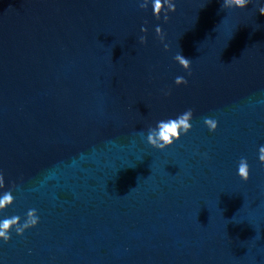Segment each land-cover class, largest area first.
Returning a JSON list of instances; mask_svg holds the SVG:
<instances>
[{
	"label": "water",
	"instance_id": "1",
	"mask_svg": "<svg viewBox=\"0 0 264 264\" xmlns=\"http://www.w3.org/2000/svg\"><path fill=\"white\" fill-rule=\"evenodd\" d=\"M141 2L0 0V221L39 217L0 264H264V0H173L167 22Z\"/></svg>",
	"mask_w": 264,
	"mask_h": 264
},
{
	"label": "clouds",
	"instance_id": "2",
	"mask_svg": "<svg viewBox=\"0 0 264 264\" xmlns=\"http://www.w3.org/2000/svg\"><path fill=\"white\" fill-rule=\"evenodd\" d=\"M249 3V0H223L221 5L222 8H237L243 9ZM149 0H142L139 3V8L141 10H146L148 8ZM152 15L156 19L161 18L163 14V19L165 22L168 20V13L174 12L176 10L173 0H152ZM259 13L264 15V6L259 8ZM141 33H146L147 29L141 27ZM155 34L160 38L163 43L164 33L161 28L157 26L155 28ZM139 42L144 44L146 42V36L141 35L139 37ZM165 51L168 50V45H164ZM174 60L179 64L181 68L188 71L190 68V59L185 58L181 53L175 55ZM191 73L189 72V75ZM176 85L187 84V80L184 77H177L174 81ZM167 94V93H166ZM192 109H188L182 114L175 118H169L167 120H161L157 122L154 128H149L146 136L147 144L158 150H164L165 148L171 146L174 141L180 139L182 134H187L192 125L190 123L192 119ZM204 125L208 128L210 132H214L217 128V121L213 118H205L203 121ZM259 162L264 164V146L259 148L258 155ZM238 176L242 181H247L249 179V166L247 160L241 158L238 165ZM5 187L3 175H0V189ZM13 195L11 194V189L5 191L2 196H0V210H4L7 206L13 203ZM19 217L13 216L11 218H5L0 221V240L7 243L10 239L9 232L11 229L15 228L17 235H22L23 232L31 227H35L38 223L39 217L36 214L35 209H31L26 214V220L23 224L19 223Z\"/></svg>",
	"mask_w": 264,
	"mask_h": 264
}]
</instances>
